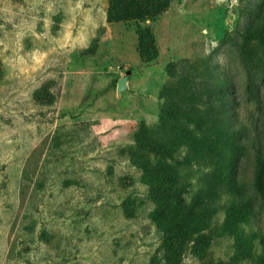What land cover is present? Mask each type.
<instances>
[{"label":"rangeland","instance_id":"1","mask_svg":"<svg viewBox=\"0 0 264 264\" xmlns=\"http://www.w3.org/2000/svg\"><path fill=\"white\" fill-rule=\"evenodd\" d=\"M167 2L143 21H110L109 0H0V264H149L163 236L148 217L153 203L140 172L119 150L134 143L141 122L157 123L170 62L204 59L264 151V72L249 99L239 47L264 0ZM146 26L158 51L148 63L136 48ZM44 86L50 102L37 99ZM240 168L249 186L248 145ZM182 172L190 195L208 168ZM228 201L224 193L214 225ZM252 203L239 225L255 236L250 250L224 234L210 239L204 259L188 247L180 264H261L264 203L257 195Z\"/></svg>","mask_w":264,"mask_h":264},{"label":"trees","instance_id":"2","mask_svg":"<svg viewBox=\"0 0 264 264\" xmlns=\"http://www.w3.org/2000/svg\"><path fill=\"white\" fill-rule=\"evenodd\" d=\"M109 1L110 21H143L168 7V0ZM143 29L138 32L136 48L142 62L148 63L158 51L150 28ZM239 47L246 72V97L252 99L253 79L264 72V13ZM166 72L169 79L161 88L157 123L148 126L141 122L134 143L119 150L140 172V181L148 188L153 203L148 217L163 236L149 264H180L188 247H198L204 259L210 239L224 234L233 235L250 250L255 236L243 233L239 225L254 212L253 195L264 203V151L256 132H252L254 124L241 121L235 107H228V102L234 103L226 93L228 83L209 72L204 59L170 62ZM37 99L50 102L53 95L44 86ZM247 145L253 156L249 186L240 168ZM192 164L203 165L208 172L188 195L191 185L182 168ZM224 193L229 197L225 215L220 224L214 225ZM263 252L259 254L261 264ZM204 264H237V260H206Z\"/></svg>","mask_w":264,"mask_h":264},{"label":"water","instance_id":"3","mask_svg":"<svg viewBox=\"0 0 264 264\" xmlns=\"http://www.w3.org/2000/svg\"><path fill=\"white\" fill-rule=\"evenodd\" d=\"M127 75H128V71H126L123 76L118 78L116 82V92L117 93H120L121 90H124L126 88Z\"/></svg>","mask_w":264,"mask_h":264}]
</instances>
